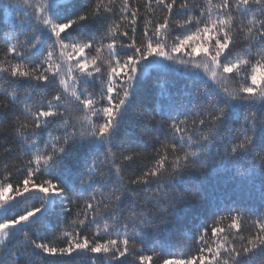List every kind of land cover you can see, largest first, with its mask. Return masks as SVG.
Masks as SVG:
<instances>
[{
  "label": "snow or ice",
  "instance_id": "1",
  "mask_svg": "<svg viewBox=\"0 0 264 264\" xmlns=\"http://www.w3.org/2000/svg\"><path fill=\"white\" fill-rule=\"evenodd\" d=\"M11 6L0 264H264V0ZM232 168L259 175L257 204L189 185Z\"/></svg>",
  "mask_w": 264,
  "mask_h": 264
},
{
  "label": "trees",
  "instance_id": "2",
  "mask_svg": "<svg viewBox=\"0 0 264 264\" xmlns=\"http://www.w3.org/2000/svg\"><path fill=\"white\" fill-rule=\"evenodd\" d=\"M16 0H0V34H7L11 31L13 24L19 25L22 14L21 12L12 7ZM3 53H0V60H3ZM183 83V81H181ZM149 88L154 90V84H150ZM149 98L141 97L139 104L148 103ZM139 106L132 114V119L137 120L140 116ZM146 115V114H145ZM138 124L142 125L144 123L143 119L137 121ZM241 121L238 119L234 122V127L239 128ZM136 133H139V128L136 129ZM248 167L247 161L241 162V168L239 171H243ZM189 185H199L207 193L209 198H220L225 204H231L233 202L239 203L241 205L251 206L259 202V192L258 186L261 182L259 175H255L251 178V182L248 179L241 177L237 169L232 168L230 170L217 169L216 171L200 176L194 175L190 178ZM191 227V225H189ZM162 243L169 246L174 252H186L187 251V241L185 238L181 237L179 234H175L172 237H160ZM57 244L62 243V241H57ZM11 253L9 254V258ZM74 264H86V261H81L79 258L76 259Z\"/></svg>",
  "mask_w": 264,
  "mask_h": 264
}]
</instances>
